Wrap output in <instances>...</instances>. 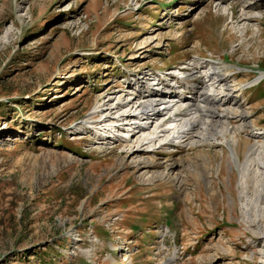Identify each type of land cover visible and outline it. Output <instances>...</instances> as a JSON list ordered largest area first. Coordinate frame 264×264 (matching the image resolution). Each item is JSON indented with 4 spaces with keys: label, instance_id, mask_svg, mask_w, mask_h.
Segmentation results:
<instances>
[{
    "label": "rangeland",
    "instance_id": "374dc122",
    "mask_svg": "<svg viewBox=\"0 0 264 264\" xmlns=\"http://www.w3.org/2000/svg\"><path fill=\"white\" fill-rule=\"evenodd\" d=\"M190 61L224 77L242 161L264 135V0H0V264H264V199L246 213L226 147L96 134Z\"/></svg>",
    "mask_w": 264,
    "mask_h": 264
},
{
    "label": "bare ground",
    "instance_id": "6f19581e",
    "mask_svg": "<svg viewBox=\"0 0 264 264\" xmlns=\"http://www.w3.org/2000/svg\"><path fill=\"white\" fill-rule=\"evenodd\" d=\"M242 18L247 21L253 20V17L247 15ZM190 62H192V67L182 64L180 66V68L184 67L182 70L168 71L163 76L166 80H172L175 76L181 79L179 86L182 88L179 93L174 89L175 84L171 86L170 83L167 87L158 81L157 76L147 77L150 80L146 82H135L136 88H140L141 85V90L136 89L137 94H134L135 91L132 94H127L126 102L122 99L125 103L119 101L117 106L108 108V112L112 111L111 109L114 112L99 119L101 124L99 127L97 126L96 134L102 140L104 137H113L114 142L115 139L116 141L120 140L125 144L124 153L129 152L131 155L140 152V148L145 145V147L154 149H147L150 154L154 153L156 149L167 148L170 145L185 148L204 147L206 144L226 147L229 152L226 154L221 149L222 160L225 155H228L226 157L229 160L234 158L237 162V171L240 176V199L244 209H247V213L252 202L257 205L264 199V135L259 132L251 133L255 142L249 147L241 161L232 146L233 143L236 146L238 143L234 135L246 127L243 122L234 127L229 125L228 118L230 117L228 115H232V113L230 110L224 109V105L225 101L230 98V91L226 88L224 77L218 75L213 66L212 68L199 61ZM186 78L191 79L192 82H185ZM196 78L201 82L194 81ZM152 87L157 88L158 91L150 89ZM169 88H173L176 94L170 95ZM184 89H188L190 94H181L180 92H184ZM219 112H221L220 115H218ZM238 113L236 118H240L242 121V116L245 113ZM94 124L96 125L95 122ZM131 125L134 127L130 133ZM89 128L96 127L91 124ZM134 131L140 135H134ZM217 157H220L219 154ZM245 215L247 216V214ZM256 218L255 215L253 221L247 217L245 221L255 223Z\"/></svg>",
    "mask_w": 264,
    "mask_h": 264
}]
</instances>
